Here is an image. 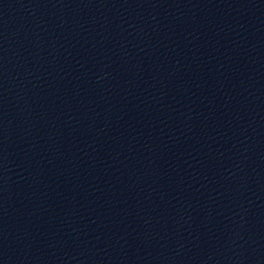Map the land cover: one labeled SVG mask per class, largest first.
<instances>
[{"label":"water","instance_id":"95a60500","mask_svg":"<svg viewBox=\"0 0 264 264\" xmlns=\"http://www.w3.org/2000/svg\"><path fill=\"white\" fill-rule=\"evenodd\" d=\"M0 264H264V0H0Z\"/></svg>","mask_w":264,"mask_h":264}]
</instances>
